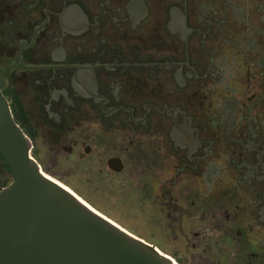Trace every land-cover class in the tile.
<instances>
[{
    "label": "flooded vegetation",
    "instance_id": "af4514ba",
    "mask_svg": "<svg viewBox=\"0 0 264 264\" xmlns=\"http://www.w3.org/2000/svg\"><path fill=\"white\" fill-rule=\"evenodd\" d=\"M0 71L33 139L140 148L189 262L264 264V0H0Z\"/></svg>",
    "mask_w": 264,
    "mask_h": 264
},
{
    "label": "water",
    "instance_id": "95a60500",
    "mask_svg": "<svg viewBox=\"0 0 264 264\" xmlns=\"http://www.w3.org/2000/svg\"><path fill=\"white\" fill-rule=\"evenodd\" d=\"M1 72L0 154L12 181L0 190V264H178L45 173Z\"/></svg>",
    "mask_w": 264,
    "mask_h": 264
},
{
    "label": "rangeland",
    "instance_id": "374dc122",
    "mask_svg": "<svg viewBox=\"0 0 264 264\" xmlns=\"http://www.w3.org/2000/svg\"><path fill=\"white\" fill-rule=\"evenodd\" d=\"M23 86L22 84L17 88ZM21 91L20 94H25V90ZM24 109L33 117L34 124L36 109L27 103L24 104ZM51 131L45 133L44 129H39L35 132V138H32L33 155L36 154L45 173L130 234L146 241L178 264H211L207 259H203V263L189 262L181 237L167 234L164 229L163 208L155 201V192L149 193L147 182L150 179L147 170L142 169V165L137 162L138 154H141L138 146L120 156L126 167L120 174H112L107 167V160L118 150L115 144H128L125 136L117 141L108 139L103 145L96 143L97 152L81 157L80 154L84 153L81 145L71 153L52 144L49 141ZM11 181V174L3 168L0 161V190ZM225 253L223 250L222 255L225 256Z\"/></svg>",
    "mask_w": 264,
    "mask_h": 264
},
{
    "label": "trees",
    "instance_id": "16d2710c",
    "mask_svg": "<svg viewBox=\"0 0 264 264\" xmlns=\"http://www.w3.org/2000/svg\"><path fill=\"white\" fill-rule=\"evenodd\" d=\"M4 95L7 97V99L10 102L11 108H12V112L14 114L15 120L17 121V123L23 128L24 127L22 125V121L20 119V114H22V117L24 116V109L19 105V101L16 97H9L6 93H4ZM20 113V114H19ZM26 132V131H25ZM26 134L32 139V137L26 132ZM35 158L37 159L36 154L34 153ZM0 158L1 160L4 162L5 168L7 169V171L11 174L10 169L8 167V165L6 164L5 160L3 159V157L0 154Z\"/></svg>",
    "mask_w": 264,
    "mask_h": 264
},
{
    "label": "bare ground",
    "instance_id": "6f19581e",
    "mask_svg": "<svg viewBox=\"0 0 264 264\" xmlns=\"http://www.w3.org/2000/svg\"><path fill=\"white\" fill-rule=\"evenodd\" d=\"M174 260V259H173ZM175 261V260H174ZM176 262V261H175Z\"/></svg>",
    "mask_w": 264,
    "mask_h": 264
}]
</instances>
